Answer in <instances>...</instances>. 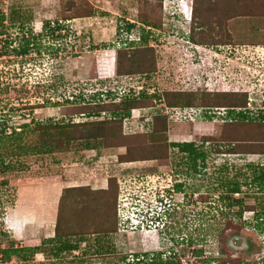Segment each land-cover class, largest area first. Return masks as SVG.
<instances>
[{"label":"rangeland","instance_id":"374dc122","mask_svg":"<svg viewBox=\"0 0 264 264\" xmlns=\"http://www.w3.org/2000/svg\"><path fill=\"white\" fill-rule=\"evenodd\" d=\"M66 1L0 3V11L7 16L0 23V131H6L0 132V153L4 164L13 168L0 174V250L41 246V253L34 252L27 261L13 256L0 264H151L159 255L179 264H203L196 258L195 248L203 249L202 255L209 258L204 264H218L220 258L227 264H264V190L253 183L264 171V155L226 154L224 144L217 141L222 124L216 112L203 119L193 117L191 124L186 123L188 112L169 110L173 113L166 117L167 131L145 139L150 144L194 143L207 155L204 165L198 161L196 171L188 168L191 163L185 154L173 146L165 161L121 164L118 158L125 148H106L96 140L88 141V146L79 141L69 149L54 146L43 152L33 131L38 125L94 120L68 116L65 110L73 104L117 103L128 96H157L159 114L163 94L172 91H194L198 96L204 92L246 93L248 104L241 111L260 123L257 114L264 116V0H251L248 12L226 20L223 36L214 14L215 9L224 10V0H208L202 19L213 28L212 36L208 32L197 35L198 29L191 36L195 41L188 39L192 27L198 25V21H190L193 0H163L162 4L156 0H72L78 7L94 10L95 15L63 21L67 30L53 39L50 32L43 31L42 22L71 17L74 12L67 11ZM141 13L151 25L145 26L151 33H143L156 55L157 72L116 76L112 60L115 50L122 47L116 33L126 30L125 23L131 20L139 40ZM21 22L33 32L21 34ZM137 45L143 47L140 42ZM26 47V54H18ZM108 62H112L111 72L98 76ZM194 104L201 107L200 99ZM120 114L108 112L102 118L118 119ZM173 132L190 135L177 140ZM131 138L138 140L133 148L145 147L143 138ZM217 150L221 153L214 152ZM109 179H116L119 189L115 231L95 235V226L88 221L81 230L84 236L71 239L77 249L57 253L55 248L63 241L53 237L65 189L110 192ZM223 179L240 183V192L234 197L242 201L243 209L254 207L252 211L238 217V207H225L220 197L226 191L216 190ZM176 185L181 186L180 191ZM97 193L93 196L101 204L107 202L106 194ZM87 195L84 190L69 197L70 215L86 208L82 199H88ZM199 196L207 197L206 202H200ZM22 212L29 215L27 224L13 225ZM225 212L224 222L216 224L215 219ZM112 222L110 214L105 229ZM215 257H220L218 262Z\"/></svg>","mask_w":264,"mask_h":264},{"label":"trees","instance_id":"16d2710c","mask_svg":"<svg viewBox=\"0 0 264 264\" xmlns=\"http://www.w3.org/2000/svg\"><path fill=\"white\" fill-rule=\"evenodd\" d=\"M4 1L5 0H0V3H3ZM138 1L139 3L143 2V0ZM156 1H158L159 4H162L163 0ZM208 2V0H193L191 23L193 24L194 21H198V25L196 24V27H192L191 32L193 30V33L191 35L189 34L188 36V39H191L192 41H195V39L191 36L195 35L196 33L194 34V32L198 29L199 33H197V35H201L203 33L207 34L208 32V36H212L213 28L209 27V23H206V21L202 19L204 16L202 8ZM217 2L219 3L218 0ZM249 4H252L251 0H224L223 4H221L226 6L222 8L224 10L215 9L214 17H217L216 21L219 23L218 29L222 36L224 34L223 26H225L226 20L244 14V12H248L249 8L247 5ZM158 6L159 8L160 6L162 7V5ZM11 9L12 8H10V10ZM66 9L67 11L74 12L71 17L61 21L59 19H55L53 22L49 20L42 22L43 31L50 32L53 39L60 37V34L67 30L68 27L63 25V21L71 22L75 19L91 18L95 15L94 10L86 7H78L72 0L66 1ZM206 14L207 13H205V15ZM6 17L7 16L5 13L0 11V23L2 25L7 20ZM138 20H140L143 24L141 29L142 35H140V43L143 47L133 46L134 43H132L129 47H126L127 44L122 43V47L115 50L114 72L116 76L130 78L134 75H151L157 72L156 55L154 54V50L147 43L150 42L147 35L143 33L144 31L151 33L150 31L145 30V26H147V28H151V25L147 22L146 17L142 13L140 14ZM125 25L126 30L121 32V30L118 29L116 33V37L119 39H123V35L125 33H131L134 30L135 26L133 25V22L130 23L126 21ZM19 26L20 27L18 29L21 30V34L23 35L33 32V29H26V27L23 25V22H21ZM152 27L154 26L152 25ZM55 33L57 36L53 35ZM43 36L44 34L41 35V37ZM46 36L48 37V34H46L44 37ZM198 41L203 43L202 40ZM27 51L28 47L18 51V54H26ZM156 97L157 96L155 95L131 98L128 96L120 99L117 103L105 104L102 102L94 104L84 103L80 105L73 104L65 110L68 116H82L94 120H87L77 123L66 122L38 125L33 129V131H36V141L43 152H50L52 151L50 148L54 146L56 149L62 150L69 149L72 144L76 142L79 143V141H85V146H88V141L99 140L106 148H125V153L120 155L118 158V163L121 164L133 162L165 161L169 158L170 147L173 146L176 147L180 153L185 154L187 162L191 163L188 165V168L196 171V164L198 161L204 165L207 155L194 143H169L167 141H163L156 144H150L145 142L147 135L155 136L167 131L166 117L168 115L163 114L160 110V113H157L155 106ZM196 99H200L201 107L208 109L226 107L242 110L246 109L248 104L246 93L204 92L198 96V94H196L194 91H172L163 94L162 104L164 105L162 108H196V106L194 107ZM139 110L146 111L144 116H130L133 111ZM108 112L113 114L122 113L123 115L120 114L121 118L118 119L102 118V115L106 113L108 114ZM169 113L171 114L173 112L170 111ZM237 117L239 120L238 122L232 123L233 121H231L222 125L217 141L224 144L226 147L225 153L228 155L239 156H247L250 154L264 155V116L262 115V112L257 114L260 123L253 121L254 118L249 117V114L246 112V110L244 113L238 114ZM188 122L192 124L194 122V118L193 120L188 119L186 123ZM1 131L2 133H6L4 129ZM19 132L20 133H18V136H21L22 133L21 131ZM130 136H135V138H143L145 147L143 149H139L138 147L137 149L133 148L134 144H136L138 140L136 139L137 141L134 142L133 140H130L132 139ZM34 148H36V145ZM214 152L218 154L221 153V151L218 150ZM12 169V165L4 164L2 155L0 153V174H4L6 171H10ZM109 182L110 183L108 186L110 192H91L89 191L90 189H84L83 187L65 189L64 195L60 197L58 214L54 229L55 235L53 239L59 242L63 241V243H60V247L55 248L57 249V253L62 251L70 252L77 249L78 245L73 244L71 239L75 236H84L81 230L88 224V221H90L95 226V229H93V234L95 235H105L115 231V227L117 225L115 217L118 216L116 212V206L119 189L117 187L116 179H109ZM253 183H257L259 185V189L262 191L264 190L263 170L260 171L259 175L253 178ZM1 184L6 185V181H2ZM240 187L241 185L238 182L223 179L219 181L218 187L216 189L218 190L220 188L226 191V194L221 195L220 198L224 204L226 203L225 207H228V209L233 207L239 208L237 213L238 217H241L243 212L252 211L254 208L252 207L243 209L242 201L234 197V195L240 192ZM176 188L178 191H180L181 186L176 185ZM84 190H87L89 193V195H87L88 199H86V197L82 199V201H86V208L81 209L77 214L71 213L70 215L69 207L67 205L69 197H73L76 192L82 193ZM95 193L106 194L108 200L110 199V203H108L107 200V202L101 204L98 199L93 196ZM198 199L200 202L204 203L206 202L207 197L199 196ZM110 214L113 217V222L108 229H105L104 226L106 223H108ZM91 216L93 217L92 220L90 219ZM225 218L226 212L221 214L218 219H215V223L219 224L221 220L224 222ZM212 228L214 229L213 225H210V229ZM195 242L197 245L200 243L198 240ZM40 247H33V249H21L20 251H16V249L13 248L0 250V261H9L13 256L27 261L34 252L41 253ZM19 252H23L25 255H21ZM194 253L196 258L203 264L205 262L208 263L209 258H204L202 255V253H204L203 249L195 248ZM213 259L214 258L210 257V260ZM218 259L216 258L217 262ZM227 263L228 261H224L220 258L218 264ZM151 264H179V261L174 262L164 260L159 255L157 259L151 261Z\"/></svg>","mask_w":264,"mask_h":264},{"label":"built area","instance_id":"2783aa9c","mask_svg":"<svg viewBox=\"0 0 264 264\" xmlns=\"http://www.w3.org/2000/svg\"><path fill=\"white\" fill-rule=\"evenodd\" d=\"M163 114L168 115L169 114V110H173L174 114H178V112L183 111V113L188 112L187 117H189V120H193V117L195 116H199L202 118H205L207 116H212L215 112L217 113V116L220 118L222 123H225L226 121L224 119H222V117H225L224 115L226 114L228 108H212V109H208V108H203V107H199V108H184V109H180V108H160L159 109ZM240 110V109H239ZM133 112H138L139 116H141V112H143L144 114L146 113L145 110H139V111H133ZM194 113V115H193ZM186 115H182V117H185ZM144 116V115H143ZM10 134V133H8Z\"/></svg>","mask_w":264,"mask_h":264},{"label":"crops","instance_id":"0c3cea01","mask_svg":"<svg viewBox=\"0 0 264 264\" xmlns=\"http://www.w3.org/2000/svg\"><path fill=\"white\" fill-rule=\"evenodd\" d=\"M127 21H129V22H132L131 20H127ZM73 22V21H72ZM74 25V24H73ZM98 60V63H101V61L99 60V59H97ZM114 60V59H113ZM104 64V63H103ZM113 67V66H112ZM101 68V67H100ZM108 72H111V63L110 62H108L107 63V66L103 69V70H101L100 69V71H99V73H98V76H102V75H104V74H107ZM231 112V113H230ZM245 112V110L244 111H241V110H237V109H228L227 110V112H226V114L224 115L225 117H222V119H224L226 122H231V121H233V119H236V118H238L237 117V115L238 114H240V113H244ZM232 117H233V119H232ZM225 122V123H226ZM220 124H224V123H220ZM194 130H198L197 128L196 129H194ZM173 137L174 138H176L177 140H184L183 139V137H188L190 134L189 133H187V134H183V135H181V134H178V133H174L173 132ZM192 142V141H191ZM136 164V163H135ZM82 181H85L84 179H82ZM68 183V182H67ZM61 185V184H60ZM63 185H64V183H63ZM66 188H68L67 186H65ZM47 211H48V209H47ZM47 214H48V212H47ZM20 216H22L21 217V219H20V221L19 222H14V223H12L13 225H16V226H19V224L22 226V225H24V224H27V221H26V219L29 217V215L27 214V213H25V212H22L21 213V215ZM27 217V218H26ZM9 225H10V223H8Z\"/></svg>","mask_w":264,"mask_h":264},{"label":"clouds","instance_id":"9594fccd","mask_svg":"<svg viewBox=\"0 0 264 264\" xmlns=\"http://www.w3.org/2000/svg\"><path fill=\"white\" fill-rule=\"evenodd\" d=\"M192 11V10H191ZM190 14H191V12H190ZM190 21H191V19H190ZM129 22V21H128ZM117 39L120 41V43H126L127 44V46L126 47H129L132 43H134V45L133 46H137V43H139L140 42V36H139V40H137L136 38H135V30H133L131 33H128V34H124L123 35V39H119L118 37H117ZM125 41V42H124ZM113 63H114V60H113ZM112 69L114 70V67H112ZM115 74V73H114ZM167 108V107H166ZM196 108H198V107H196ZM228 109H237V108H228ZM238 110V109H237Z\"/></svg>","mask_w":264,"mask_h":264}]
</instances>
